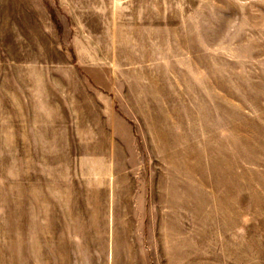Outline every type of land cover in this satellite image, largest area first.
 <instances>
[{"label":"rangeland","instance_id":"374dc122","mask_svg":"<svg viewBox=\"0 0 264 264\" xmlns=\"http://www.w3.org/2000/svg\"><path fill=\"white\" fill-rule=\"evenodd\" d=\"M0 264H264V0H0Z\"/></svg>","mask_w":264,"mask_h":264}]
</instances>
